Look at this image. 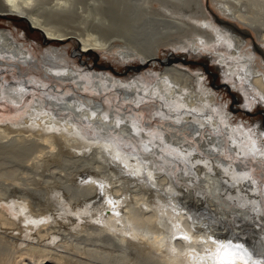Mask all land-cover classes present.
Listing matches in <instances>:
<instances>
[{
	"label": "bare ground",
	"instance_id": "6f19581e",
	"mask_svg": "<svg viewBox=\"0 0 264 264\" xmlns=\"http://www.w3.org/2000/svg\"><path fill=\"white\" fill-rule=\"evenodd\" d=\"M51 1H0V15L50 46L40 77L33 52L0 28V103L12 111L0 116V152L37 166L0 171V264H223L227 245L234 264H264V185L242 161H264V120L236 122L201 72L172 63L206 53L242 111L264 104V0H210L230 20L203 0ZM68 38L77 55L117 48L132 68H163L127 80L72 67L57 58ZM112 97L140 112L154 104L163 126L147 130ZM61 158L91 169H49Z\"/></svg>",
	"mask_w": 264,
	"mask_h": 264
},
{
	"label": "rangeland",
	"instance_id": "374dc122",
	"mask_svg": "<svg viewBox=\"0 0 264 264\" xmlns=\"http://www.w3.org/2000/svg\"><path fill=\"white\" fill-rule=\"evenodd\" d=\"M53 1L54 0H52L51 2H53ZM78 1L83 4L84 2H88L89 0H78ZM91 1H90V3H91ZM203 3H204V5L207 4V6L210 9L212 8V10H211L212 12L219 14V16L222 17L223 19L230 20L227 17H224L223 15H221L220 11L216 9L215 4L213 2H211L210 0H203ZM75 4L78 5L77 3H75ZM75 4L72 5L74 10L76 8ZM72 6L70 5V7H72ZM38 10H54V9L49 8V7L45 6L44 4H40ZM206 11H208V10H206ZM237 25L240 28H244L239 23H237ZM0 28H4V30H7L9 35L11 34L10 36L13 38V40L15 42H17L18 44H22L25 49H29L30 52H33L35 59L37 58V60L39 61V67L36 69H33V72L38 73V76L43 77L42 76L43 72H44V68H43L44 59H43V57L47 56V54L49 52L48 47H50V46H48V44H46L42 41L41 32L36 31L34 29H30L27 26L25 21L15 18L14 15H10V16L9 15L8 16L0 15ZM239 35H241V37L243 39H246L248 41V43H252V40L255 42H259V40L256 38V33L252 30H250V31L246 30L245 33H243V34L239 33ZM250 45L251 44H248L247 46L249 48H252V47H250ZM78 47H79V45H78V42L75 40V38H74V40H70V38H68L67 40H65L63 42L61 41V43L57 47V48H59V53H58L57 58L59 59L60 57H63V58L65 57L68 60V64L72 67H78L80 69H83V70L85 69V70H88L90 72L94 71V70L95 71H97V70L103 71V72L110 74L112 76L122 78V79H127V80L134 78V76H137L140 73L144 74V73H146V71H148L150 69L153 71H156V70L160 71L163 68L161 65H156L155 67L146 65V66L141 67V68H132V66L136 65L137 61H135V60L129 61V62L120 61L118 58V55H117V51H116L117 48H115L113 51H111L112 54L111 53H105V52L100 51V50H95V51H90V53H89V51H86L85 53H81V54L77 55L76 49H78ZM178 52L181 53L182 50H180ZM255 52L258 54L259 58L262 57L261 53H258V51H256V50H255ZM262 52L264 54V49ZM162 56H163L162 54H159L160 58ZM178 58H181V60L180 61H178V59L173 60L172 63L178 64V62H180L179 65L182 67H185L187 70L201 72L203 74L202 77H203L204 83L208 87H210V89L212 91L215 92V94H216L215 97L217 99L218 104L221 107L226 106L228 108V110L231 111L230 116L236 122L243 121L244 123H246L248 121L247 123H250L251 126H254L257 122H259V121L262 122L264 120V104L258 102V103H256V105L254 107H251V109H247V107H246L245 109H247V112L242 111L244 102L242 101V99H240V96H238V93L241 95L240 91L239 92L236 90L230 91L221 85V82L223 81V67H221V65L218 66L217 65L218 62L216 60H213L212 58L207 57L206 53L204 55H200V54H197L194 52H191V53L187 52L186 55H182V56L179 55ZM62 62L65 63L64 61H62ZM260 63L262 65H264L263 57L261 58ZM126 65H128V66H126ZM5 74H6L8 79H11V77H10L11 74L9 72H7ZM63 86L64 85L62 84V86H59L58 88L61 89V88H63ZM64 88H66V87L64 86ZM106 103L108 106H113L111 108L115 109L116 111L123 112L124 115L126 113L132 114V111L135 113L138 111V110H132V108L127 106L128 101H125V102L121 101L120 102V99L118 97H114V98L112 97L111 100L106 101ZM120 103H121V105H120ZM124 110H126V111H124ZM155 110H156V108H155L154 104H152L149 107H146L143 111H141V112L138 111V113L142 114L144 121L146 120L148 123L150 122L149 126H148V124L145 125L147 127L146 128L147 130L153 129L156 126V124L163 126V122L159 121L158 118L154 115ZM11 113H12V111L9 110L7 106H4L0 103V116H9V115H11ZM127 115H125V116H127ZM185 133H182V134L185 135ZM186 135H187V133H186ZM187 138L188 139H186V141H190V138L188 136H187ZM211 146L212 145H210V147ZM222 153L223 152H221V155L223 156ZM0 155H1L0 156V163H3V162L6 163V164L3 163L4 165L3 164L0 165V171L24 170L26 167L25 165H28L30 163L28 158H26L25 156H24L25 157L24 158L23 155H21V156L15 155L12 157V155H10V154L6 155L2 152H0ZM4 156H8V157H4ZM26 156L29 157V156H31V154L30 155L28 154ZM232 156H235V154L229 153V155H227V154L224 155L225 159L228 161L226 163V165H229L232 162H236V159ZM2 157H3L4 161H3ZM8 158H10V160ZM13 159H14V161H13ZM7 160H9V162L12 160V162H10L11 164ZM18 160H20L19 163H18ZM61 160L63 161V158L60 159V162H55V164L51 165V166L49 165L48 167H51L49 169H52L54 171H65V172H69V170L70 171L75 170V172L74 171L71 172L72 177L82 176L81 174H86L91 169L90 167L88 168V166L90 165L89 163H85L82 166H78L79 164H74L75 165L74 166L71 164V162L68 159H67L68 161L67 160H64L65 162L63 161V163H65V164L61 163L62 162ZM242 161H247V163H250L249 166H250L251 170L253 171V175H254L253 177H255V178L257 177L256 179L259 181V183L261 185H264V161H262L261 163L257 162L255 159H253V160L242 159ZM27 162H29V163H27ZM252 163H254V164H252ZM238 164H239L238 165L239 168L241 169V173H245L246 168L244 166H246V165L242 166L240 163H238ZM71 165L73 167H70ZM60 166H62V167L66 166L67 168H65V167L62 168ZM36 167L37 166L33 165V169H32V165L29 164V166L26 168L34 170V169H36ZM58 167H60V168H58ZM37 169L39 170L40 167H38ZM62 169H64V170H62ZM221 169H223V166H221ZM84 170H86V171L83 173ZM100 170H102V169H100ZM76 171L77 172L79 171L80 174H79V172L77 173ZM63 183L66 185L69 184L68 180H64ZM237 206H240V204H237ZM143 263L150 264L149 262H143Z\"/></svg>",
	"mask_w": 264,
	"mask_h": 264
},
{
	"label": "snow or ice",
	"instance_id": "6c2138e0",
	"mask_svg": "<svg viewBox=\"0 0 264 264\" xmlns=\"http://www.w3.org/2000/svg\"><path fill=\"white\" fill-rule=\"evenodd\" d=\"M185 239H187V237H185ZM224 249V260H223V264H234V262L229 259V255L231 254V249L233 246L231 245H227V246H222ZM236 248H239L241 246L237 245L235 246ZM219 254V253H218Z\"/></svg>",
	"mask_w": 264,
	"mask_h": 264
}]
</instances>
